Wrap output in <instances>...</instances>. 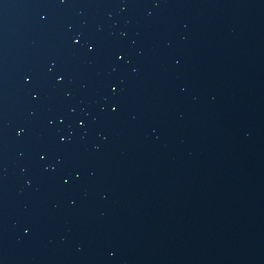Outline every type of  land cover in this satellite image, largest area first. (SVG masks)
Segmentation results:
<instances>
[{
  "label": "water",
  "instance_id": "obj_1",
  "mask_svg": "<svg viewBox=\"0 0 264 264\" xmlns=\"http://www.w3.org/2000/svg\"><path fill=\"white\" fill-rule=\"evenodd\" d=\"M0 264H264V0H0Z\"/></svg>",
  "mask_w": 264,
  "mask_h": 264
}]
</instances>
